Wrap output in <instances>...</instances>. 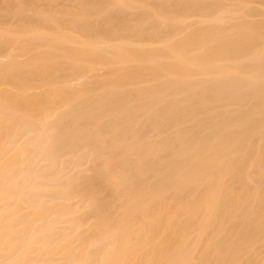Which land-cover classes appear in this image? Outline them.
<instances>
[{"label":"bare ground","instance_id":"1","mask_svg":"<svg viewBox=\"0 0 264 264\" xmlns=\"http://www.w3.org/2000/svg\"><path fill=\"white\" fill-rule=\"evenodd\" d=\"M254 5L0 0V264H264Z\"/></svg>","mask_w":264,"mask_h":264},{"label":"rangeland","instance_id":"2","mask_svg":"<svg viewBox=\"0 0 264 264\" xmlns=\"http://www.w3.org/2000/svg\"><path fill=\"white\" fill-rule=\"evenodd\" d=\"M252 1H253V0H252ZM261 1H264V0H255V4H256V5H254V6H257V7H256L257 9H258V7H259V8L262 10V8H264V7H263L264 2H261ZM256 2H257V3H256ZM260 2H261V3H260ZM253 3H254V2H253ZM258 3H260V4H258ZM262 3H263V5H262ZM260 6H261V7H260ZM261 10H260V11H261ZM263 10H264V9H263ZM261 12H262V11H261ZM260 17H261V16H260ZM261 18H262V20H263L264 16L261 17ZM261 18H260V19H261ZM258 19H259V18H258ZM259 21H261V20H259ZM74 201H75V200H74ZM74 201H73V203L75 204L76 201H75V202H74ZM87 228H88L87 226H84V230L87 229Z\"/></svg>","mask_w":264,"mask_h":264}]
</instances>
